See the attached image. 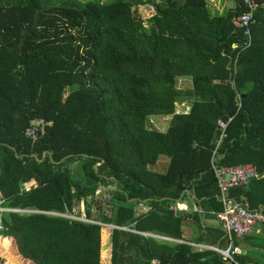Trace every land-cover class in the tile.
I'll use <instances>...</instances> for the list:
<instances>
[{"label":"trees","instance_id":"16d2710c","mask_svg":"<svg viewBox=\"0 0 264 264\" xmlns=\"http://www.w3.org/2000/svg\"><path fill=\"white\" fill-rule=\"evenodd\" d=\"M147 1L148 27L129 0H0V197L11 209L0 222L29 264H102L103 227L17 210L71 214L82 203L87 219L181 240L190 215L211 219L222 209L212 165L252 163L257 176L227 197L264 213V0L244 49L233 26L243 0L217 15L207 0ZM180 76L189 88H176ZM184 99L188 113L165 131L147 127ZM35 117L51 124L32 142L25 128ZM219 119L228 122L215 149ZM162 156L165 170H152ZM204 230L224 244L220 228ZM232 257L111 229L109 264H247Z\"/></svg>","mask_w":264,"mask_h":264},{"label":"built area","instance_id":"2783aa9c","mask_svg":"<svg viewBox=\"0 0 264 264\" xmlns=\"http://www.w3.org/2000/svg\"><path fill=\"white\" fill-rule=\"evenodd\" d=\"M245 10L239 15L233 18V26L236 30H238L241 34V39L239 43H236L239 49L248 48L251 45V25L255 23L254 13L260 8V4L256 0H243L242 1ZM235 69V65L233 66V70ZM177 84H175L177 89H182L180 84L182 82H189L190 77L180 76L177 77ZM189 107L185 103V101H180L175 104V108L171 114H163L158 117L163 122H169L173 116H183L188 113ZM230 118L228 119V121ZM224 120H217L216 129L219 132V138L216 142L215 149L217 148L221 138L224 136L225 128L227 126V122ZM147 127L154 128L156 127L153 116L148 117ZM51 122L45 120L42 117H35L29 120L26 128L25 135L32 142L37 141L38 139L45 136L47 132V128L50 126ZM154 126V127H153ZM157 128V127H156ZM155 129V128H154ZM215 150L213 151V154ZM214 177L216 179V185L218 188V198L221 202L222 209L215 214V219L218 223L219 228L223 231L224 244L222 246L219 245H204L192 241H184L180 239H174L165 235H160L156 233L150 232H141L132 229L129 226H114L102 224L100 222L93 221L91 219L85 218L84 215L80 217H75L69 215L67 213H59L56 211H38L33 209H24L17 210L21 213H30V212H38L48 215L54 216H63L75 220H80L87 223L98 224L101 227L110 226L112 229L116 228L122 231L137 233L145 237H152L157 240H164L169 242H178L187 244L197 250H211L223 258L228 259L230 261L233 260V254L238 253L237 247L234 245L235 238H241L242 236L254 231L258 226L264 225V213L261 210H252L248 209L243 203L234 201L227 197V191L230 188L240 185H246L251 179L257 176V169L252 163H243L236 165H227L222 167H216L212 165ZM34 181L27 182L21 185V189L27 191L31 186H34ZM3 198L0 197V215L5 211H10L11 209L5 208L2 206ZM176 209H180L176 204ZM194 210L198 212H203L200 208L195 207ZM4 228L0 222V230L2 231ZM150 264H159V261L156 259H151Z\"/></svg>","mask_w":264,"mask_h":264},{"label":"crops","instance_id":"0c3cea01","mask_svg":"<svg viewBox=\"0 0 264 264\" xmlns=\"http://www.w3.org/2000/svg\"><path fill=\"white\" fill-rule=\"evenodd\" d=\"M208 1L209 0H207V2ZM218 4H219L218 0H213L212 7L214 8L213 12L215 14H216L215 8L219 7ZM179 210H182L187 214L192 212L191 209L188 208L187 203H183L182 207ZM181 228H182V240L193 242L197 237L202 235V237L207 241L203 240L202 242H200V244L211 246V245H215L211 243L214 238L213 235L214 233L210 232V234L213 235V238H211L208 232L205 231L204 229L205 228L216 229L219 228V226L215 218H211V219L200 218L199 221H196L194 217L190 215L189 218H187L184 221ZM7 242H8V238L5 235H3L2 231L0 230V256L2 260H4L2 264H13L12 261L19 262L20 264H29L27 260H24L22 257H20L17 254L15 248L11 249L12 248L11 245L9 243L7 245ZM263 246H264V225H260L254 231L238 239V242L236 244V247L238 249L237 254L246 257L247 261H245V263L247 264H255L254 262H257L258 264H263L264 262ZM8 247L10 249H8Z\"/></svg>","mask_w":264,"mask_h":264},{"label":"rangeland","instance_id":"374dc122","mask_svg":"<svg viewBox=\"0 0 264 264\" xmlns=\"http://www.w3.org/2000/svg\"><path fill=\"white\" fill-rule=\"evenodd\" d=\"M67 1H72L74 4L81 6L82 3H84L87 0H42V3H43L44 7H47V6L52 7V6H60L64 2H67ZM100 1L101 2H110L112 0H100ZM129 1L132 3L131 8H132L135 16L138 17L146 27H148L149 26L148 18L152 14H154V12H155L154 6L150 2H148L147 0H129ZM212 2H213V0H209L208 4H207L208 10H209L210 14H212V15L221 14L222 12L225 11L226 8L231 7L233 5L232 0H218L219 7L215 8V12H216V14H215L213 12L214 8L212 7ZM175 84H177V80H176ZM180 85L182 87H184V89L190 87V83L187 82V80H186V82H182ZM180 101H185V103H186L187 99L180 100ZM153 120H154V123H155L157 128L154 126L153 127L159 131H165L170 126L169 122H163L162 120H160L156 116L153 117ZM166 166H167V158L162 156L157 161V163L155 165L151 166L150 168L156 172H163L165 170ZM136 211L139 213L144 212V211H146V207L144 205L140 204L136 207ZM69 215H72L75 217H80L81 215H83L82 203H79L76 206H74L72 213ZM111 229L112 228L110 226H104L100 232V241H101L100 261L102 264H109L110 263L109 259H110Z\"/></svg>","mask_w":264,"mask_h":264},{"label":"bare ground","instance_id":"6f19581e","mask_svg":"<svg viewBox=\"0 0 264 264\" xmlns=\"http://www.w3.org/2000/svg\"><path fill=\"white\" fill-rule=\"evenodd\" d=\"M181 208V207H180Z\"/></svg>","mask_w":264,"mask_h":264}]
</instances>
